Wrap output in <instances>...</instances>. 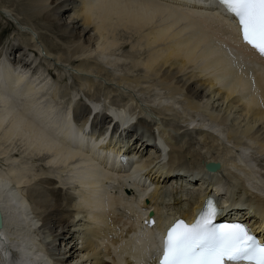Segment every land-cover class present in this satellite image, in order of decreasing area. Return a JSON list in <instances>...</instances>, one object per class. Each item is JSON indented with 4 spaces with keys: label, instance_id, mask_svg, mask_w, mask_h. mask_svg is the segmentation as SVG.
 Listing matches in <instances>:
<instances>
[{
    "label": "bare ground",
    "instance_id": "obj_1",
    "mask_svg": "<svg viewBox=\"0 0 264 264\" xmlns=\"http://www.w3.org/2000/svg\"><path fill=\"white\" fill-rule=\"evenodd\" d=\"M29 3H25L30 5L31 8L29 10L23 7L19 12L23 16V20L32 24L36 31L37 28L41 29L38 32V36L40 41L44 42L46 55L43 56V59L47 63L52 62L54 64L55 59L66 61L63 56L57 54L51 43L57 45L59 49L69 50V54L75 59L71 58L70 60L77 66V72L75 73L78 76L74 75L72 77L74 82H76L73 84H76L77 88L83 91L87 97L96 98V96L101 95V85L97 84V89L95 90L97 93L91 94L90 89L83 90L84 83L81 82H88L86 86L94 84V81L88 79V74L90 75L91 70L99 71L105 75V69L100 65V63H103L102 53L117 46V36L121 30L134 32L136 35L135 43L139 47L147 48V54L140 60L138 57L131 59V67L141 65L146 77L151 75L155 78L153 81L158 80L157 82H152V84L160 85L161 88L165 89L166 99H172V97L178 99L181 96L183 101H187L186 108L197 110L201 106L199 105L201 102L206 99L210 103L213 97L216 98L215 96L226 99L227 102H230V105L232 104L231 106L234 105L237 108L240 106V110H245L246 114L249 113L254 121L257 122L256 126L247 125L242 129L248 137L249 146L255 147L257 149L256 152L260 156L264 153V59L259 58L251 49L246 48L239 41L238 28L235 21L232 20V16L226 14L225 10L214 0H32V3ZM36 6H38L37 11L34 10ZM18 9L17 7L16 10ZM46 24L50 28L49 31L45 30ZM8 27L6 21L4 23L0 21L1 33L7 31ZM33 37L30 35L27 38L23 34V38L28 41L34 40ZM58 38L65 39L68 44L61 43ZM210 40H213V48L209 46ZM208 42L207 50L204 52L202 47L204 48ZM1 45L2 42H0ZM62 45H65V47H62ZM224 47L228 53L230 52L227 57L222 54L226 52ZM2 48H0V79L6 80L8 84H20V89L16 90L17 92L13 96L16 98L12 99L10 96L14 90L10 87L8 89L7 86L4 91L1 85L2 82L0 83V139L2 142L15 138L20 139L26 145L25 151L28 154L25 152V155H27L25 159L28 158L32 161L41 160L42 155H44L47 163L45 170L48 172H41L34 178L22 180L21 177H18V169L15 171L16 167L13 168L12 163H9L11 166H7L6 171L0 166L2 168V170L0 169V194L6 192L7 196H9L8 199L0 198V211L3 218V226L0 230V264H34L40 257V253L43 258V260L40 259V264H150L152 258L147 257L142 260L136 256V252L146 243L150 244L151 250L155 249L156 243L150 236L152 231L148 229L141 230L143 237L140 239L135 238L133 235L134 223L140 222L146 212L140 207V202L145 195L142 194L138 202H135V197L131 195H121L120 190L117 188V186L119 187L117 183L127 181L130 173L125 165H121L118 162L116 157H108L107 159L100 153L102 152L101 147H103L101 139L97 140L94 136L92 137L85 133L87 113L89 112L87 105L81 100L73 105L74 120L77 121L76 123L73 122L70 118L71 107L68 109L65 107L66 110L64 109V112H60L58 110L59 103H57L56 99L52 96H47L49 91L54 93L52 90L53 85L49 84V81L45 80L46 78H41L37 81V77L34 74H27L29 71H26V68L29 70L31 65H33V61L36 62L33 59L29 60L31 59L29 58L31 52L27 54L14 41L9 42L7 57L15 52L17 55L14 53L12 60L17 65L18 63L21 64V69H15L19 68V66L15 65L16 67L12 68L14 63L11 67L6 57L5 59L1 58ZM215 48L220 50V52H217L219 54H214ZM94 51L98 52L99 56L101 55L102 57L100 59L97 58L98 60L96 58L92 60L94 57L92 58L90 55ZM212 54L213 56L211 57ZM94 56L97 57L96 55ZM234 59L241 62L240 64L237 61L240 66L236 63L238 67L235 64V69L230 67L233 64L230 63L234 62ZM117 63L119 62L117 61ZM37 65H34V67H37ZM139 66L138 68H140ZM194 66H197V70L193 68ZM228 67L232 70H229ZM28 77L30 78V80L28 79L29 81L27 80ZM113 77L112 75L105 78L112 80ZM65 78L63 79L64 81L66 80ZM131 79H134V77ZM138 79L139 77H136L134 81L138 83ZM120 80L127 83L126 86L130 88L131 80L124 76H121ZM52 83L54 82L52 81ZM89 86L90 88L92 87V85ZM149 86H146L147 89L150 88ZM22 87H24V90H22ZM157 87L153 88L156 89ZM8 90L12 92H8ZM44 91L45 93H43ZM211 92H213V95H210ZM111 93L110 88L107 90V94L111 95ZM55 98H57V95H55ZM14 100L16 101L14 102ZM97 100L94 103V107L99 106V109H103L100 106V100ZM215 104V100H212L211 107L217 108V104ZM108 105H106V108L109 112L122 120L115 126L121 128L119 136L120 139L123 136L122 142L125 140L126 143L131 145V150L127 148L126 153L135 156L139 153L138 158L140 159L138 160L137 158L134 161L137 164H135L134 168H137L138 171L134 176L140 179L141 184L133 182L138 186L133 184L134 186H131V188L138 187L141 190L140 194L148 186L153 188L148 196L151 201L150 205H153V211L155 212L153 217L156 220V224L154 227L160 226L161 220H168L175 214H181L186 217L193 208L198 207L204 192H211L213 188L214 190L221 188L219 196L221 197L220 199L225 201L223 204L227 205V210L239 207L241 214H250L251 217L255 213L254 224L259 230V235L264 234V176L262 178L263 183H259L261 180L257 176L254 179L253 176L251 178L247 177L248 179H245L247 182L244 179L236 182L235 179L234 182L237 185L232 184L234 185V187L232 186L233 189L230 188L229 182L222 184L220 180L216 181L218 182L217 185H214L210 181L212 180L211 176L217 178V174L221 173L222 169L211 172L210 176L205 170L204 163L208 161L219 162L218 155L217 157L211 155L209 158L204 157L205 159H201V156L197 155L199 152L196 154L199 156L197 158L195 157L196 155H193L196 151L191 149L193 153L192 157H190V146H193V144L189 140L192 142L195 136L191 137V134V138H185L186 142L183 140L182 142L184 143L178 145V147H171L174 152H179L177 156L173 155V158L176 157V161L173 160L171 164L169 163L170 165H162V160L165 159L163 150L166 151L164 143L168 142H164L163 138L161 140L157 136L158 142L163 149L160 150L148 140V137L152 138L154 136L153 126L155 125L156 127L157 119L155 117L147 119L138 111L139 113L135 115L136 119L130 122L129 117L125 115L127 114L126 112L119 109L112 110ZM160 105H162L161 108H159L160 106L156 108L157 105L152 107V109L161 110L156 112L159 114L158 117L160 119L167 121L164 123L168 124L169 120L180 119L179 116H174V113H170L174 118L172 116L169 118L170 116L168 117V115H166L168 118L165 115L160 116V114H167L170 110H173L167 104ZM116 108H118L117 105ZM99 118L100 121H103L102 129L105 130L109 123L108 116L102 113ZM260 120L263 122L259 123ZM173 123L175 126L178 125L176 124L177 121ZM202 125L204 129H207L205 128L206 125L201 123V125L194 124L190 127V130H193V132L197 130L203 134ZM209 127L210 133H208L207 137L217 136L214 135L216 129L211 124ZM179 128H175V132ZM189 133L185 130L177 132V134L185 136H188ZM52 134L61 140L64 138L65 142L55 140ZM78 134L80 139H78ZM162 136L164 135L162 134ZM172 136L175 137L176 135L173 133ZM198 137L194 138L198 140ZM201 137L203 138V136L199 138L202 139ZM172 141L174 140L172 139ZM213 141L215 142L214 138ZM126 143L124 144L126 145ZM185 146H188L189 152L185 149ZM237 146L239 145L237 144ZM240 146L241 150L242 145ZM249 146L246 145L248 148ZM3 151L0 152L1 155ZM145 151L146 153L149 151L148 154L144 155V159L149 160L148 163L142 160L143 152ZM240 152L243 156L247 155L245 149ZM7 153L6 155H8ZM187 155L191 158L190 161H188ZM199 158L200 160H198ZM4 159L6 160L5 157ZM96 160H102L101 164L106 161L108 167L100 166L95 163ZM15 162L16 160L14 164ZM156 165L157 168L154 169ZM59 167H64L63 169L61 168V173L65 171L68 173L67 177H64L65 181H62L58 174L54 175V172ZM102 167L105 171L102 170ZM25 170L27 169L25 168ZM192 173L196 177L192 176ZM229 173H232V171ZM233 173L235 175V172ZM255 173H257V170ZM10 179H16V182L14 181L16 184L11 185ZM148 179L149 183L145 184ZM77 181L80 183L78 188L76 187ZM248 181L251 185L250 188H256L261 193L258 191L257 193L254 191L249 192L251 189L245 186L247 185L245 182L248 183ZM254 182L258 183L255 184ZM167 183L170 184L167 185ZM86 185L93 188L99 186L96 189L98 190L97 197L104 200L107 204H118V206L104 212V214L100 210L89 214L88 208L81 202L76 201L82 200L88 206H92L93 200L83 199L93 195V191L82 190ZM167 188L168 190H166ZM189 188L198 189L200 194L197 198L192 191H186ZM114 189H118V192L115 193ZM173 189H179L183 194L179 195L177 190L173 193ZM163 193L164 195L167 193L172 194V200H170L178 203V207L168 215H164V217L161 216V212L166 208L168 210L172 202L168 198L169 204H167L165 199L170 194L163 197ZM10 200L16 201L17 206L14 207L15 205L13 204V206ZM162 200H164V204L160 206L159 204ZM162 207H165V209L162 210ZM79 213L84 214L78 217ZM234 215H236V212H226L225 217H234ZM82 218L86 222L84 224L86 227L79 223ZM11 224H16L14 226L20 225V230L10 231L11 226L9 227V225ZM31 224L35 227H30L32 226ZM125 226L129 227L123 233ZM31 228L32 230L34 229V237L30 236ZM116 235L118 237H114ZM161 237L162 235H157L156 240H161ZM7 238L11 239L13 244L10 243L9 245V239L7 241ZM78 238L81 239L83 245L77 246ZM29 240H32L30 242L34 243V245L37 243L38 248L36 251L32 247L34 245L28 246ZM10 248L12 258H7ZM83 249H85V254H91L82 262L79 260L84 256V254H80Z\"/></svg>",
    "mask_w": 264,
    "mask_h": 264
},
{
    "label": "rangeland",
    "instance_id": "obj_2",
    "mask_svg": "<svg viewBox=\"0 0 264 264\" xmlns=\"http://www.w3.org/2000/svg\"><path fill=\"white\" fill-rule=\"evenodd\" d=\"M29 2L32 3V0H0V21H2V23H4L6 21V23L9 26L8 27L9 29L7 31H5L4 33H1V28H0V42H2V45L0 46V48L3 47L2 48V56H1V58L5 59V57H6L7 62H9L11 64V67H12V64L14 63V60H12L13 59L12 56H14L15 52H13V54L11 53V56H9L11 58L7 57L8 56V44H9L10 41H14L16 44H18L19 48L21 46V48L23 50H25V52L27 54H29L31 52V56L29 54V58H31V59H29V60L33 59L36 62L33 61V65H31V68H29V70H27L28 68H26V71H29V72H27V74L28 75L34 74L37 77V81L40 80L41 78H46L45 80L49 81V84L51 83L53 85L52 86L53 87L52 90L54 91L55 94L52 93L51 91H49V94L47 96H49V97L52 96V97H54V99H56L57 103H59L58 104V107H59L58 110H60V112H64V109L66 110V108L68 109L70 107L71 108L74 107L73 105H75L77 101L81 100V102H82L85 99H92V100L96 99L95 101H98L97 99H99L100 100V106L102 105L101 106L102 108H103V105L106 106L107 104H113L114 103V104L117 105V107H118L117 109H119V110L122 109V111L126 112L129 117H132L134 119H136L135 115H137L139 112H141L142 115H144L147 119H151V118L153 119L154 117H155V119H157L156 121H158L157 122L158 125L156 124L157 128L155 127V125L153 126L154 130H156V133L158 132L157 136L161 140L163 138L164 142H168V143H164V146H166V151L163 150L164 151V155H165V159L162 160V163H161L162 165H170L171 162H173V160L176 161V159H175L176 157L173 158V155L177 156V154H179V152H174V150L171 147H178V145L186 142L187 141L186 139L191 138L194 135H195L194 137H196V138L198 136L199 137L203 136V138L201 137L202 139H200L198 137V140L200 139L199 140L200 142L197 139H195L194 137H193V141L192 142H191V140H189V142L191 144H193V146H190V150L194 149V151H196L193 155H196L198 152L200 153L202 151L200 154L199 153L197 154V155L201 156L200 157L201 159L209 158V157H211V155L212 156L215 155V157H217V155H218L217 158H218L219 162L221 163V167L222 168H220V169H222V172L217 174L218 175L217 176L218 179L215 178V176H211L210 175L211 179H212L210 181H212L213 184H216V181H219V180H220V183H222V181L231 180V182H232L231 186H234L236 184V182L240 181V179L241 180H243V179L245 180V179L251 178L252 176H253V179L256 178L255 176H257V178H259L261 180V182H259V183H263L262 182V178L264 176V153H262V155L260 156V154L256 152L257 149L255 147L252 148V147L249 146L248 137L245 135V133L242 130L247 125H255L256 126L257 122L254 121V119L252 118V116H250L249 113L246 114L245 110H240L239 109V108H241L240 106L237 108V106L235 107L233 105L234 106L233 107V106H231L232 104L230 105V102H227L226 99L224 100V98H222L223 99L222 100L221 97L215 96L216 98L213 97L211 99L210 103L212 104V100H215V102L217 104V106H216L217 108H213V106L211 107V104L209 103V101H206V99L205 100L202 99L204 101L199 104L201 106L199 107V109L195 110V109H191V108H186L187 107V103H186L187 101H183L181 96H179L178 99H176V97H172V99L171 98L170 99L169 98L166 99L165 98L166 97L165 96V92H166L165 89L161 88L160 85L152 84V82H155V81L157 82L158 81L157 79L155 81H153L155 78H153L151 75L146 77V73H145V71H143L144 69L141 68V65L140 66L138 65L141 69L138 68V66L137 67H133V66L131 67L130 66L131 59L133 60V59H135V57H138L139 60H140V59H142V58H144L146 56L147 48L145 49V47H143V46L139 47L135 43L136 35L134 34V32H125V31H122V30L119 32V35L117 36L118 37L117 46L113 47V48H110L105 53H102V55H103V57L105 59L101 55L99 56V53L98 52L96 53L95 51L92 52V53L94 55H96L97 57H95L92 53L90 55L92 58L94 57V59H92V60H95V58L96 59L97 58L100 59L102 57V62L103 63H100V65H101V67L103 69H105V75L103 73L99 72V71L91 70L90 71V75L88 74V79L94 81V84H89V85H92V87L90 88L89 85L86 86L88 82L87 83L86 82H81V83H84V85H85V86L83 85V90L85 91V90H89L90 89L91 90V94L97 93L95 91L97 89V86H96L97 84L101 85V91H100L101 95L96 96V98H89V97H87L85 95V93L83 91H81L79 88H77L76 84H75L76 86L73 84V83H76V82H74V79L72 77L74 75H76L75 72H77V69H76L77 66H75L76 64L73 63L72 60H70L72 58V56H71V54H69V50L65 51L62 48L59 49L57 45H55L54 43L53 44L51 43V45L56 50L57 54L63 56L66 59V61H64V60L60 61L61 59L60 60L55 59V64H54L52 62H48L47 63L43 59V56L46 55L44 42L40 41V37L38 36V32H40L41 29L37 28V31H36L33 28L32 24H29L26 20H23L24 18L19 12L20 9L23 8V7H26L29 10L31 8L30 5H26L25 4V3H29ZM4 5H6V6H4ZM17 7L19 8L18 10H16ZM37 8H38V6H36L34 8V10L37 11ZM7 21H9V22H7ZM40 23H42V22H40ZM49 29L50 28H48V25L46 24L45 30L49 31ZM197 31H198V29H197ZM23 34L26 35L27 38H29L30 35L34 36L33 37L34 40H29L28 41V40L24 39L23 38ZM58 40L61 43H63V44H68V42H65V39L58 38ZM210 41H211L210 44L208 42V43L205 44L204 48L202 47V50L204 49V52H205V50H207V47H206L207 44H209V46L212 47V45H213L212 41L213 40H210ZM216 44H218V42H216ZM62 47H65V45H62ZM38 48H39V50H38ZM224 49H225L226 52L222 53V54H224V56L227 57V55H230V52L228 53L227 49L225 47H224ZM217 52H220V50L215 48L214 54L215 55L219 54ZM53 54H54V52H53ZM15 55H17V54L15 53ZM85 56H89V55H85ZM212 56H213V54L211 55V57ZM33 57H37V58H33ZM72 59H74V58H72ZM115 60H116V62H115ZM56 61H58V62H56ZM117 61L119 63H117ZM237 61H238L237 59L236 60L234 59V62L230 63V64L233 63L232 65H230V67H234L235 64L237 63ZM45 62H46V65H45ZM227 62L229 63L228 60H227ZM49 63H50V66H49ZM239 63L241 64V62H239ZM36 64H38L37 67L39 66L38 67V71H37V67H34V65H36ZM237 64H236V67L240 66L239 64L237 66ZM13 65L14 66L12 68L16 67L15 65H17V64L14 63ZM20 65L21 64L18 63L17 66H19V68L17 67L15 69H21ZM193 68L195 70H197L196 69L197 66H194ZM228 69L232 70L229 67H228ZM233 69H235V67ZM73 70H74V72H73ZM126 74H127V76H126ZM112 75L114 76L112 78V80L105 78V77L112 76ZM132 75H133L134 79L136 77L137 78L139 77V79L137 81L138 83H136L134 81V79H131V78H133ZM224 75H226V74H224ZM76 76H78V75H76ZM121 76H124V77L128 78L129 80H131L130 81V83H131L130 88H129V86H126L127 83H125V82L120 80ZM64 78L66 79L65 81L63 80ZM28 79L30 80L29 77L27 78V80ZM23 81L26 82L25 80H23ZM52 81L55 83V85H54V83H52ZM145 83H147V84H145ZM108 85H110V86H108ZM155 85H157L158 87L155 86ZM66 86H67V88H66ZM146 86H149L150 88L147 89ZM152 86L153 87H157V88L155 89ZM54 87H56V88H54ZM64 88H65V90H64ZM110 88H111V92H112L111 95L107 94V90H109ZM22 90H24V87H22ZM66 90L69 91V92H67ZM118 90H120V91H118ZM64 91H65V93H64ZM43 93H45V91ZM114 93H116L115 96H114ZM50 94H52V95H50ZM53 94H54V96H53ZM122 94H124V95H122ZM55 95H57V98H55ZM106 95H108V96H106ZM125 95H128V96H125ZM210 95H213V92H211ZM11 96H10V98H12V99L16 98V97H13V95H11ZM153 98H157V99H153ZM15 101L16 100H14V102ZM222 101H224V102H222ZM156 102H158V103H156ZM159 103L163 104V105L167 104V105L170 106V108L173 109V110H170L167 114H160V116L168 115V117L170 116L169 118H171V116H172V118H174L173 117V115H174L176 117L179 116L180 119L179 118H178L179 120L173 119L172 121L169 120L168 124L164 123V122H167V121H163L162 118L160 119V117H158L159 114L156 112V111L160 112L161 110L152 109V107H156L157 105L158 106L156 108H158L159 106H160L159 108H161L162 105H160ZM68 104H70V105H68ZM116 105H115V107H116ZM18 107H19V105H18ZM150 107H151L152 110L150 109ZM133 108H136V109H133ZM154 110H155V112H154ZM170 113L171 114L174 113V114L171 115ZM214 116H215V118H214ZM58 118L60 119V117H58ZM193 118H194V120H192ZM176 121H177L176 124H178L177 126H175V124L173 123V122H176ZM130 122H133V120H130ZM260 122H263V121L260 120L259 123ZM201 123H204L206 125L205 128H207V129H204L203 125H202V129H204V133L203 134H201L202 132L197 131V130L194 131V132H193V130H190V127L193 126L194 124H197V125L200 124L201 125ZM210 124L213 126L214 129H216V133L214 135H217L218 137L217 136H214V137L213 136H211V137L208 136L207 137L208 133H210V129H209L210 128L209 127ZM237 124H238V126H237ZM173 126H175V127H173ZM216 126H218V127H216ZM178 127H180L178 131H180V130L184 131L185 130V131H187V133H189L190 131L191 132L189 133L188 136L187 135L186 136L185 135H179V134H177L178 131L175 132V130L178 129ZM220 131H221V133H220ZM173 133H174V135H176L175 137L172 136ZM162 134L164 136H162ZM190 134H191V137H190ZM52 137L55 140H59V141L61 140L59 137H57L54 134H52ZM170 137H171V139H170ZM179 137H180V139H179ZM215 137H217V138H215ZM213 138L215 139V142L213 141ZM172 139L174 141L175 140H177V141L174 142V141H172ZM14 140H15V142H14ZM183 140H185V141L182 142ZM195 140H196L197 144H196ZM61 141L65 142L64 138ZM212 143H213V145H211ZM220 143H221V145H220ZM167 144H168V146H167ZM237 144L239 146H237ZM207 145H209V146H207ZM240 145H242V149L241 150H240V148H241ZM246 145H248L249 148L246 147ZM0 147H1L0 148V152L3 151V150L8 152V153L7 152L4 153V151H3L2 155H6V153H7L8 155H6V156H2L1 153H0V166L6 171L7 166H11L9 163H12L13 168L16 167L15 171L18 169L17 170L18 177H21L22 180L34 178L35 176H37L41 172L42 173L43 172H48V171L45 170L46 166H47V163L45 162L46 157H44V155H42L41 160L32 161L31 159H28V158L25 159V157H27V155H25L27 153V151H25L26 145L20 139L15 138V139L9 140L7 142H2V140L0 139ZM187 147L185 146V149L188 150V152H189V149H187ZM207 147H209V148H207ZM243 147H245V148H243ZM169 148L172 149V150H170ZM243 149H245V152H246L247 155L243 156L241 154L240 151H242ZM148 152L149 151H147V153H146V151L143 152V156H142V158H143L142 160L147 161V163L149 162V160L144 159L145 158L144 155L148 154ZM183 153H184V151H183ZM192 153H193V151L191 150L190 153H189L190 157H192ZM137 154H139V153H137ZM189 155H187L188 161L191 160V158H189ZM197 155L195 157L198 158L199 156H197ZM4 157L6 158V160L4 159ZM7 157H10V158L7 159ZM138 157H139V155H138ZM200 158L198 160H200ZM139 159L140 158H138V160ZM15 160H16V162L14 164ZM18 163H19V165H18ZM161 164L159 163L160 166H161ZM1 167H0V169L2 170ZM25 168L27 170H25ZM61 168L63 169L64 167H59L57 169V171H55L57 173L54 172V175L58 174L60 176L59 178L60 179L62 178L61 180L65 181L66 180L65 178L67 177L68 173L66 171H65L66 173L65 172L61 173L62 172ZM156 168H157V165L154 167V169H156ZM228 168L232 171V173H229L231 171ZM20 170H21L22 173L20 172ZM256 170H257V173H255ZM223 171L226 172V173H224ZM249 171H250V174H249ZM233 172H235V175H234ZM19 173H21V175H19ZM156 173H155V175H156ZM254 174H257V175H254ZM158 176H156V177H158ZM63 178H64V180H63ZM208 179H209V177H208ZM235 179H236V182H234ZM61 180H59V181L61 182ZM10 181L12 182V183L10 182L11 185L12 184L13 185L16 184L15 183L16 179L15 180H11L10 179ZM245 181L247 182V180H245ZM246 182H245V184H247V185H245V186L247 188H250L251 185L249 184V181H248V183H246ZM254 183L257 184L258 182H254ZM169 184L170 183H167V185H169ZM232 184H234V185H232ZM168 188H170V187H168ZM168 188L166 190H168ZM250 189H251V191H249V192H253L254 191V192L257 193V191H258L259 193H261L256 188L255 189L254 188H250ZM176 190L178 191L179 195L183 194L182 192L179 191V189H173V193H175ZM188 190L192 191V189H190V188L187 189L186 191H188ZM168 194H170V193H167L164 196H167ZM0 195H1L0 196L1 199L2 198L3 199H8L9 198V196H7L6 192H3ZM171 197H172V194H170V196L165 199V202H167V204H169L168 200H167L168 198H169V201L172 202L171 201L172 200ZM14 200H10V203H12V205L14 204L15 206L14 205L13 206L16 207L17 203ZM162 201H164V200H162ZM177 207H178V203H175V202H172V205H171V207L168 210H167V208L165 209V207H162L163 208L162 210H164V209L165 210L161 212L162 213L161 216L164 217V215L165 216L168 215L172 210H174ZM83 214L84 213H79L78 217H81ZM83 219L84 218H82V220H80L79 223L83 224L82 225L83 227H86V225H84V224H86V222H84ZM14 225H16V224L9 225V227L11 226L10 227L11 229L9 228L10 231H15V230L17 231V229L20 230V225H17V226H14ZM30 227H33V225L30 226ZM31 230H32V228H31ZM31 230L29 232L30 236L34 237L35 236V235H33L34 229L32 231ZM8 239L9 238H7V241H8ZM10 240L11 239H9V241ZM9 241H8L9 245H10V243L13 244L12 240L10 242ZM30 241H32V240L28 241V246L31 245V244L34 245V243H32ZM77 241H78V245L77 246L83 245L81 243V239L78 238ZM37 246L38 245L36 243V245H34L32 247H34L35 250H36L38 248ZM32 250H34V249H32ZM10 251H11V248L8 250L7 258H9V257L12 258V256H11L12 254H10ZM80 254H84V256L79 260V261L83 262L86 259V257H88V255L90 256L91 253L87 255V254H85V249H83V251ZM45 258H47V257L45 256ZM86 264H91V263H86Z\"/></svg>",
    "mask_w": 264,
    "mask_h": 264
},
{
    "label": "snow or ice",
    "instance_id": "obj_3",
    "mask_svg": "<svg viewBox=\"0 0 264 264\" xmlns=\"http://www.w3.org/2000/svg\"><path fill=\"white\" fill-rule=\"evenodd\" d=\"M216 2L237 19L243 41L264 56V0ZM96 115L93 112L92 118ZM113 131L110 127L109 132ZM207 167L219 164L208 162ZM224 213L225 208L209 196L191 223L175 220L163 236L158 264H264V242L243 222H217ZM145 223L155 226L153 219Z\"/></svg>",
    "mask_w": 264,
    "mask_h": 264
},
{
    "label": "water",
    "instance_id": "obj_4",
    "mask_svg": "<svg viewBox=\"0 0 264 264\" xmlns=\"http://www.w3.org/2000/svg\"><path fill=\"white\" fill-rule=\"evenodd\" d=\"M2 82V83H1ZM0 83L2 85V89L4 88V91H5V88L8 86V89L9 87L14 90L13 91V94L11 93V95L14 96L15 92H17L16 90H19L20 89V84H16V83H13V84H8V82L6 83V80H2L0 79ZM7 90V89H6ZM8 92H12L11 90H8ZM207 167V166H206ZM218 168V167H217ZM217 168H214V169H209L207 167L208 170L210 171H213V170H216ZM0 219H2V226H3V218H2V214H1V211H0ZM2 229V227H0V230ZM12 256V255H11ZM16 264V263H15ZM18 264V263H17Z\"/></svg>",
    "mask_w": 264,
    "mask_h": 264
}]
</instances>
